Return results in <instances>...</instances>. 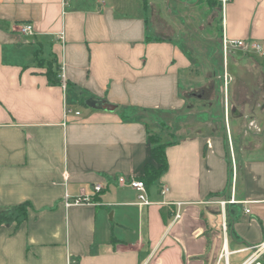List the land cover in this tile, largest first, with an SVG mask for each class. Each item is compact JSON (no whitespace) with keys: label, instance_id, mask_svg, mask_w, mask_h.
I'll return each instance as SVG.
<instances>
[{"label":"crops","instance_id":"0c3cea01","mask_svg":"<svg viewBox=\"0 0 264 264\" xmlns=\"http://www.w3.org/2000/svg\"><path fill=\"white\" fill-rule=\"evenodd\" d=\"M208 1L218 5L221 42H245L229 51L264 66V0ZM158 5L0 0V213L25 205L0 225V264H224V244L264 242V138L236 152L230 129L187 130L166 146L167 170L146 187V206L117 183L144 175L153 164L148 128L186 108L191 57L176 37L151 40L161 32ZM159 6L181 19L200 3ZM22 24L33 33L21 35ZM57 68L68 87L49 82ZM85 99L117 109L93 110ZM83 196L91 201L73 204ZM219 212L222 245L212 228Z\"/></svg>","mask_w":264,"mask_h":264},{"label":"rangeland","instance_id":"374dc122","mask_svg":"<svg viewBox=\"0 0 264 264\" xmlns=\"http://www.w3.org/2000/svg\"><path fill=\"white\" fill-rule=\"evenodd\" d=\"M155 2L160 5L164 0ZM199 3L197 8L178 13L181 19L166 17V11L160 15L159 5L154 11L161 27L155 38L180 39L192 63L191 71L181 78L186 108L178 115L168 116L166 123H154L150 128L157 132L162 143L179 139L187 130L211 133L230 129L236 136L232 140L233 150L238 152L245 141L250 147L264 138V66L256 55L240 56L230 49L224 52L216 1L199 0ZM170 13L175 16L176 11ZM79 108L85 109L82 105ZM228 147L231 158L229 141ZM212 228L222 245L225 229L220 212ZM245 257L246 254L234 255L230 264H239Z\"/></svg>","mask_w":264,"mask_h":264},{"label":"built area","instance_id":"2783aa9c","mask_svg":"<svg viewBox=\"0 0 264 264\" xmlns=\"http://www.w3.org/2000/svg\"><path fill=\"white\" fill-rule=\"evenodd\" d=\"M218 3L221 5V8H223L226 4L229 3L230 0H217ZM19 33L21 35H31L33 33V27L31 24H22L19 26ZM60 39H63V36H59ZM251 48L255 51H260V46L258 44H250ZM222 47L224 52H226L230 48H244L246 47V43L243 41H231V42H222ZM65 88V83L62 84ZM71 113L70 110H65V115H68ZM76 116L79 115V112L75 113ZM117 183L121 187H129L130 189L137 192V199L141 205H149V201L147 199L146 195V186L145 184L138 179L135 178H118ZM95 193H100L103 189L101 185H95L93 187ZM91 200L89 197L83 196L80 198H76L73 201V204L78 205L82 203H89ZM233 202V200L228 201ZM227 202H222L221 204L224 205ZM246 213H249L248 210H245ZM247 253L248 255L242 260L240 264H264L263 263V257H264V242H262L258 246H247L240 248L238 250L229 251L226 247V244H224L221 259L223 260L224 264H229V257L232 255Z\"/></svg>","mask_w":264,"mask_h":264},{"label":"trees","instance_id":"16d2710c","mask_svg":"<svg viewBox=\"0 0 264 264\" xmlns=\"http://www.w3.org/2000/svg\"><path fill=\"white\" fill-rule=\"evenodd\" d=\"M218 2V1H217ZM219 4V3H218ZM219 7L221 5L219 4ZM151 40L156 41V38H152ZM58 71L51 73L50 71L47 73L48 80L52 84H62L60 79V68H57ZM59 73V74H58ZM65 87H68V84L65 83ZM148 139L151 145L150 153L153 160V164H147L145 166L144 175L139 179L141 180L146 187L155 183V181L167 170V161L165 156V148L167 145L175 143L177 139L171 143H162L160 141V136L154 129L148 128ZM24 206L17 207L12 211L1 212L0 213V225L13 221L15 219L14 212L18 215L24 212ZM24 214H22L23 216ZM227 231L229 238H232V231L230 229V224H227Z\"/></svg>","mask_w":264,"mask_h":264},{"label":"water","instance_id":"95a60500","mask_svg":"<svg viewBox=\"0 0 264 264\" xmlns=\"http://www.w3.org/2000/svg\"><path fill=\"white\" fill-rule=\"evenodd\" d=\"M84 105L93 110L105 112H114L117 109L116 105L110 104L105 100L85 99Z\"/></svg>","mask_w":264,"mask_h":264}]
</instances>
